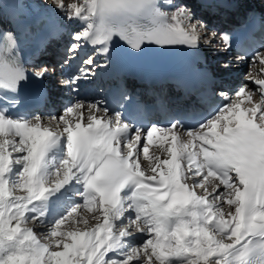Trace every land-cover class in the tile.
Instances as JSON below:
<instances>
[{
	"label": "snow or ice",
	"instance_id": "6c2138e0",
	"mask_svg": "<svg viewBox=\"0 0 264 264\" xmlns=\"http://www.w3.org/2000/svg\"><path fill=\"white\" fill-rule=\"evenodd\" d=\"M51 6L75 27L62 63L92 50L62 80L74 93L118 42L139 53L216 39L172 0ZM16 48L10 34L0 40V264H264V51L248 82L221 90L224 102L195 127L144 130L99 101L13 115L3 98L29 78Z\"/></svg>",
	"mask_w": 264,
	"mask_h": 264
},
{
	"label": "bare ground",
	"instance_id": "6f19581e",
	"mask_svg": "<svg viewBox=\"0 0 264 264\" xmlns=\"http://www.w3.org/2000/svg\"><path fill=\"white\" fill-rule=\"evenodd\" d=\"M176 1L179 2V0ZM239 2L247 6L251 5L257 6L259 8L264 5L261 0H239ZM172 3L176 4L175 0H172ZM16 9L21 12L19 13L20 15L24 14L27 20L29 19V21H31L36 28H47L49 26H53L60 30L64 35L71 34L75 31V27L66 19H64L62 13L58 12L54 7L51 6V4H44L40 0H0V22H4V24L10 26V19L14 16H17L18 14L16 12ZM163 10L172 11L174 9L166 5ZM261 10L264 12L263 7L261 8ZM194 15L196 19L200 18L197 12L194 13ZM205 27L208 33L209 29L206 25ZM210 31V34L213 32L216 33V36H218V40L220 43L215 42L216 39H214L211 44L204 43L202 40L199 48L203 52L208 53L210 57H212L210 58L211 61H209L208 63V67L212 68L213 66L218 65L220 61L228 59V57L225 56L224 46L221 42L220 36L217 34V31L215 29H212ZM61 41L63 42V45H66L65 47H68L73 42L71 38H69L68 41L64 40V36L61 37L60 42ZM217 57H220L221 60L217 61ZM225 64L227 63H224V65ZM53 69H55V71H53ZM53 69H49L46 76H49V78L52 79V82H49V87L52 92L69 100L66 104L60 99H54V102L57 105V109L63 110L69 103L74 102L76 99H79V97L74 92H71L69 89L63 86L62 80L67 79V76H64L62 74V71L57 66ZM61 113L62 111L58 112V115H60ZM151 151H155V149L153 148L151 149ZM37 231H40V229H37Z\"/></svg>",
	"mask_w": 264,
	"mask_h": 264
},
{
	"label": "rangeland",
	"instance_id": "374dc122",
	"mask_svg": "<svg viewBox=\"0 0 264 264\" xmlns=\"http://www.w3.org/2000/svg\"><path fill=\"white\" fill-rule=\"evenodd\" d=\"M42 3H44V4H51V0H40ZM179 5V4H178ZM179 6H183V7H186L184 4H181V5H179ZM186 8H188V7H186ZM189 9V8H188ZM197 20H199L200 21V23L201 24H203L204 26L206 25V23L203 21V20H200V19H197ZM211 29H209V32H211L210 31ZM208 32V34H210ZM215 42H218V43H220L219 42V40H218V36H216V40H215ZM212 58V57H211ZM219 58V57H218ZM40 62L42 63L43 62V60H42V58L40 59ZM223 62L225 63V61H221L220 62V64H223ZM226 63H228V62H226ZM229 64H231L232 65V69H234L235 71H237L236 73H237V75L234 77V79H235V81H236V83H237V85H232L231 86V91H234L238 86H240L241 84H243V83H247L248 81L246 80V74H247V72H248V65L247 66H245V67H240L239 65L240 64H238V63H236V62H230ZM38 68H40V67H38ZM230 69H231V67H230ZM258 98V97H257Z\"/></svg>",
	"mask_w": 264,
	"mask_h": 264
}]
</instances>
